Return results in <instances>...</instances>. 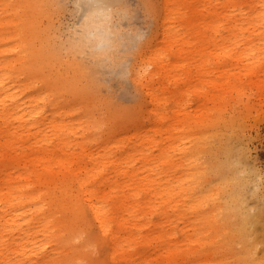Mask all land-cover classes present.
Instances as JSON below:
<instances>
[{"label": "bare ground", "instance_id": "bare-ground-1", "mask_svg": "<svg viewBox=\"0 0 264 264\" xmlns=\"http://www.w3.org/2000/svg\"><path fill=\"white\" fill-rule=\"evenodd\" d=\"M106 1L93 5L86 23L84 42L99 55L108 48ZM45 10L46 0H0V264H83L106 242L110 258L94 257V264H190L187 256L198 252L178 246L166 197L171 189L159 178L173 157L166 138L183 132L178 121L169 124L170 104L193 89L220 123L223 104L248 88L242 73L221 70L223 59L240 58L242 45L264 51V0H164L156 32L133 65L145 99L125 113L93 99L89 78L74 62L62 65L50 23L40 18ZM96 10L107 12L101 18ZM7 40L12 45L4 46ZM186 45L194 48L185 57ZM188 59L200 63L184 67ZM262 68L247 70L253 75ZM258 89L264 93V83ZM50 94L51 116L41 117ZM71 94L86 102L67 105ZM77 112L87 113L77 117L88 124L82 134L69 121ZM199 121L208 122L207 115ZM212 136L208 148L202 134L191 149L200 198L217 224L227 225L226 237L216 233L210 240L218 246L223 237L237 249L227 264H264L251 240L257 217L243 200L250 177L239 173L222 134ZM203 149L206 159L198 155Z\"/></svg>", "mask_w": 264, "mask_h": 264}, {"label": "rangeland", "instance_id": "rangeland-1", "mask_svg": "<svg viewBox=\"0 0 264 264\" xmlns=\"http://www.w3.org/2000/svg\"><path fill=\"white\" fill-rule=\"evenodd\" d=\"M163 1H106L108 4L106 9L111 11V15L107 20L109 36L103 39L108 48L103 55L97 54L95 49L84 42L88 39L86 23L94 4L87 3V0H46V10L40 18L44 26L50 23L53 40L64 63L62 65L74 62V65L79 66L83 74L89 78L92 86L91 97L103 106L112 105L119 112L125 113L133 110L145 99V87L134 79L133 65L139 61L138 51L142 45L156 32L163 14ZM140 30L146 31V39ZM12 43V40H7L4 46H10ZM186 48L188 51L184 54L185 57L192 52L189 49H193L194 45H186ZM239 49L244 52L242 56L234 57L235 53L226 56L221 70L231 68L233 72L242 73V83L248 88L245 87L243 91L237 89L231 94L229 100L221 107L223 109L218 119L220 123H214L216 114L213 113L212 108H209L212 104H204L193 89L181 96L176 106L173 102L170 104L169 124L171 123L172 127V123L178 121V124H183V132L176 137L169 133L166 138V144L173 157L167 165V173L160 174L159 178L162 186L167 185L168 189H171L166 193V197L172 202V206H169L170 222L177 231L178 246L189 252H198L197 255L187 256L188 261L191 260L188 262L190 264H227V261L232 262L235 259L237 252L233 245L223 244V237L218 246L217 241L216 244L211 242L212 234L227 236L225 233L227 225L220 220L221 224L218 225L209 207L202 202L194 173L196 165L192 160L191 149L196 144V137L206 134L208 138L204 146L208 148L213 143L212 134L215 132L222 134L221 140H227L233 147V161H237L240 166L239 173L250 177L243 191L245 192L243 200L246 210L257 217L250 226L253 233L251 240L257 241L259 255L264 253V97H262L264 93L258 89L259 84L264 83V71H262L264 68L258 69L261 70L260 73L253 75L247 70L249 66L264 63V58H261L264 56V51L258 55L247 45H242ZM10 55L11 52L7 51L4 57ZM187 61L184 67L191 69L200 63L199 59ZM207 79L210 80L211 76H207ZM217 79L223 80L224 77L217 76ZM197 82L198 79L193 80V83ZM52 97L53 95L50 94L45 98L49 107L44 114L42 112L41 117L51 116ZM69 99L66 104L70 106L82 101L86 102L85 99L74 94H71ZM86 114V112H77L69 117V121L74 123L79 134L85 131L88 124L85 121L79 122L77 117ZM206 115L208 122H200V116ZM103 130H106V126L99 131ZM201 153L198 154L199 157L202 156L204 159L209 157L208 150L206 152L203 149ZM202 179L205 181L204 185H211L209 177L204 176ZM173 205H178L179 208L174 209ZM26 214L29 215V212ZM88 216L97 230L93 213L89 212ZM155 218L159 216L156 215ZM204 241L210 242L206 245ZM109 249L107 242L97 245L91 255L81 258L83 264H94V257L109 259ZM49 250L51 248L47 249ZM71 253L72 250L67 255L70 257Z\"/></svg>", "mask_w": 264, "mask_h": 264}, {"label": "clouds", "instance_id": "clouds-1", "mask_svg": "<svg viewBox=\"0 0 264 264\" xmlns=\"http://www.w3.org/2000/svg\"><path fill=\"white\" fill-rule=\"evenodd\" d=\"M98 2H99V0H87V3H89V4H96ZM106 12H107V10H96V13H98L101 18H103L104 13H106ZM121 24H123V21L121 22ZM140 32L142 33L144 39H146V37H147L146 31L140 30Z\"/></svg>", "mask_w": 264, "mask_h": 264}]
</instances>
